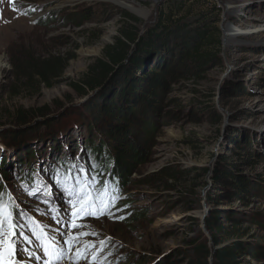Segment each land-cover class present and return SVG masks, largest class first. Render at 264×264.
<instances>
[{"label": "rangeland", "instance_id": "1", "mask_svg": "<svg viewBox=\"0 0 264 264\" xmlns=\"http://www.w3.org/2000/svg\"><path fill=\"white\" fill-rule=\"evenodd\" d=\"M167 2L0 0V128L11 127L21 112H37L38 119L32 120L39 123L55 120L23 136L30 142L21 146L6 144L0 134V202L10 205L19 225L10 257L15 264L47 262L32 221L59 246H64L65 233H89L79 236L77 247H94L76 264H195L193 244H212L205 220L216 208L236 210L243 239L264 245V29L226 41L229 30L243 32L264 24V0H193L185 12L176 13L172 21L192 20L213 6L220 8L224 48L212 51L219 62L205 68L201 79L175 86L159 103V113L148 112L149 122L145 116L132 124L133 137L150 154L147 162L135 165L125 188L113 189L110 196L116 199L104 215H84L76 219L80 227H71L72 208L63 185L72 187L86 178L92 195L100 197L93 178L97 161L86 150L90 139L95 146L102 144L98 130L90 131L94 116L86 106L98 92L82 95L77 88L90 65L129 25L125 14L138 18L140 23L131 25L144 32L145 26L157 23L162 10L171 12L164 7ZM123 5L149 15L142 18ZM97 49L98 55L91 53ZM29 55L51 62L62 59L67 69L53 87L40 86L34 78L17 75V60L26 62ZM207 109L220 116V123L212 122ZM222 162L251 185L245 200H223L215 207L208 204V193L226 194L217 192L213 176L204 170L215 171ZM63 163L69 181L60 173ZM164 170L175 173V180L155 179ZM109 171L102 169L103 182L109 180ZM70 172L76 173L75 181ZM226 215L222 213L221 222ZM60 264L73 262L64 259Z\"/></svg>", "mask_w": 264, "mask_h": 264}, {"label": "trees", "instance_id": "2", "mask_svg": "<svg viewBox=\"0 0 264 264\" xmlns=\"http://www.w3.org/2000/svg\"><path fill=\"white\" fill-rule=\"evenodd\" d=\"M191 1L193 0H168L167 6L164 7L171 12L168 14L162 10L157 23L142 37L139 36L138 28L131 25V22L137 24L140 20L125 14V21L129 25L120 30V35L113 45L104 49L103 57L90 65L88 73L77 88L78 93L82 95L90 91L98 92L86 106L94 116L89 126L90 131L98 130L102 144L95 146L94 139H90L86 150H90V155L97 161L99 170H93V178L98 182V195L105 200L111 197L115 187L125 188L135 165L145 164L150 156L147 148L142 151L144 149L133 137L132 124L145 116L149 118V122L151 116L147 117L148 112L159 113V103L164 102L165 95H169L175 86L189 79H201L200 73L204 72L205 68L219 62L218 55L212 51H221L224 48L222 28L218 27L221 23L220 8L213 6L192 20H189L190 17L179 21L171 20L177 17L176 13L185 12ZM83 18L90 20L89 15ZM70 60L71 58L68 61ZM15 68L18 77L34 78L40 86L51 88L54 81L63 77L67 62L62 59H56L54 62L44 61L29 55L26 62L18 59ZM43 111L44 109L39 110ZM207 111L212 122L220 123L219 115L210 109ZM36 114L37 112L33 111L18 113L16 122L25 125ZM45 126L1 135L6 144L21 146L22 142H30V139L23 136ZM150 128L152 131L155 129L153 124H150ZM34 155L28 152V156ZM62 166L64 169L60 173L67 179V167L65 163ZM102 169H110L108 181L101 180ZM204 171L213 176L217 192L226 194L215 197L209 192V205L218 207L223 200L230 203H233L234 199L245 200L243 195L248 193L251 183L246 185L240 179L245 177L235 174L232 167L222 162L217 170ZM169 172L164 170L154 177L160 180H175V173ZM70 174L72 181H75L76 173ZM230 188H234V192L231 193ZM233 211L236 212L234 209L216 208L211 217L205 220L206 228L211 233L212 244H193L198 257L195 264H212L209 263L210 260H213V264H254L252 260L264 264V245L243 239L244 234L239 230L243 221ZM222 213L227 214L224 222L220 220ZM247 258L250 259L247 261Z\"/></svg>", "mask_w": 264, "mask_h": 264}, {"label": "snow or ice", "instance_id": "3", "mask_svg": "<svg viewBox=\"0 0 264 264\" xmlns=\"http://www.w3.org/2000/svg\"><path fill=\"white\" fill-rule=\"evenodd\" d=\"M90 189L91 185L86 178L83 181L78 180L77 184L72 187H68L66 184L63 185V190L67 192L72 208L71 215L73 219L70 223L73 229L80 227L76 223V219L84 215L99 218L108 211L116 199L110 197L105 200L102 197L93 196ZM29 194L34 195L35 193L30 192ZM52 211L55 212L56 210L53 209ZM53 219H57V216L54 215ZM57 222L59 223L58 219ZM32 224L33 234L42 241L41 246L45 257H47L46 264H60V261L64 259H69L73 264H76L78 260L88 258V247H94L93 245H87L83 248L77 247L79 236L89 235V233H65L67 239L63 241L64 246H59L55 242V238L49 237L38 222L32 221ZM18 227L19 225L15 223L13 218L10 205L0 202V264H15V261L11 260L10 257L13 255L16 229ZM25 239L28 238L25 237ZM92 259L95 261V256Z\"/></svg>", "mask_w": 264, "mask_h": 264}, {"label": "water", "instance_id": "4", "mask_svg": "<svg viewBox=\"0 0 264 264\" xmlns=\"http://www.w3.org/2000/svg\"><path fill=\"white\" fill-rule=\"evenodd\" d=\"M153 26H148L146 27L145 26V31H141L139 33V36L142 37L145 33H147V31ZM37 115L36 114L35 116L31 117V119H29V121L25 124V125H22V123H18V122H13L12 126L11 127H7V126H4V125H1L2 127L0 128V134H10V133H15V132H18L20 130H23V131H29L31 130L32 128H35V127H38V126H45V125H48L50 124L54 119L53 118H50L47 119V121L45 122H38L36 120H32L33 119H38L37 118Z\"/></svg>", "mask_w": 264, "mask_h": 264}, {"label": "bare ground", "instance_id": "5", "mask_svg": "<svg viewBox=\"0 0 264 264\" xmlns=\"http://www.w3.org/2000/svg\"><path fill=\"white\" fill-rule=\"evenodd\" d=\"M122 5V4H121ZM123 6H125V8H127V9H129V10H131V11H133V12H135V13H137L140 17H144V18H147V16L149 15L146 11H144V10H142V9H139V8H137V7H135V6H129V5H123ZM262 24V23H261ZM262 29H264V24L263 25H256V26H254V27H251V28H247V29H245L243 32L242 31H240L239 29H236V30H234V31H232V30H229L228 31V34L226 35L227 37H226V41L227 42H230V40H232L235 36H237V35H239V34H241V35H249L250 33H257V32H259V33H261L260 31L262 30ZM263 33V32H262ZM100 51H101V49H97V50H95V51H91V53H94V54H96V55H98L99 53H100ZM60 217H63V215H62V213H61V215H60ZM34 264H36V263H34Z\"/></svg>", "mask_w": 264, "mask_h": 264}, {"label": "built area", "instance_id": "6", "mask_svg": "<svg viewBox=\"0 0 264 264\" xmlns=\"http://www.w3.org/2000/svg\"><path fill=\"white\" fill-rule=\"evenodd\" d=\"M214 1V0H213ZM209 2H212V0H209ZM218 5H219V3H218ZM250 259V258H249Z\"/></svg>", "mask_w": 264, "mask_h": 264}]
</instances>
